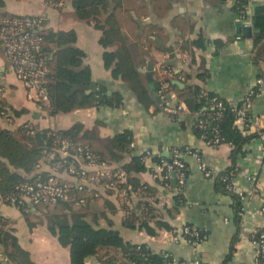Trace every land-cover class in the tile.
I'll return each instance as SVG.
<instances>
[{
	"label": "crops",
	"instance_id": "1",
	"mask_svg": "<svg viewBox=\"0 0 264 264\" xmlns=\"http://www.w3.org/2000/svg\"><path fill=\"white\" fill-rule=\"evenodd\" d=\"M0 1L1 12L42 13L46 16L48 27L55 30L74 29L76 44L86 52L84 64L92 69L93 84H103L108 95L120 96L116 103L103 102L54 112L49 105L28 97L26 86L16 77L9 59L0 51V85L3 87L4 103L14 115L11 122L0 115V126L19 132L26 121L33 123L38 130L69 128L81 122L83 128L80 133H85L95 144L102 146H116L117 134L132 131L131 152L125 155L124 160H128L131 154L148 155V167L135 175L148 185L149 197L156 201L158 208L155 212L157 217L170 221L176 227L172 230L158 228L152 234L138 225H126V211L121 198L103 183L88 184L87 189L81 192L87 197L82 209L87 219L100 226L112 225L126 240L146 243L154 252H169L173 259L189 264H264V253L259 252L252 237L258 229L264 231L262 138L247 144L245 151L234 159L231 143L211 144L198 135L194 113L188 104V109L178 114L163 110L143 70L149 60L153 69H158L161 62L168 63L172 70L166 73V78L169 77L173 83L181 81L183 84H178L180 88L199 84L205 93L218 94L231 101L245 99L257 78L260 75L264 77V38L258 44L254 42L253 35L257 29L253 19L250 36L238 30L239 26L246 24L235 8V0H159L163 5L158 6L152 0H145L148 7L146 13H137L133 9V14L143 25L141 32L144 38L148 30L151 41L149 49L154 61L147 55V62L137 66L138 71L147 77L149 93L144 91V80L114 76L113 68L105 64L106 49L127 53V44L131 41L127 30L126 44L123 39H117L106 48L100 42L103 29L96 25L95 18H80L72 0H63V4L57 6L48 4V0ZM263 1L250 0V11L255 4ZM108 13L100 12L103 21ZM124 33L121 35L123 38ZM199 37H203L204 46L196 45ZM175 90L178 93V89ZM250 109L253 126L263 128L264 87L253 98ZM182 147L200 149L215 174L207 176L195 157L184 154L183 157L189 161V173L183 186V197L177 200L173 178L171 184H166L154 176L153 168L158 163L156 158L167 159ZM232 164L238 168L235 176L237 188L246 193L242 211L237 210L234 199L221 189L215 176ZM43 168L57 172L63 179L76 181V177L68 171L55 170L47 163ZM95 192L99 194L96 196ZM139 198L133 195L135 207ZM0 214L4 229L16 235L20 245L30 251L32 259L38 264H72L70 247L61 244L48 229L46 213L41 208L31 206L24 212L20 206L4 202L0 193ZM188 224L205 232L197 249L184 238H173L175 231ZM107 250L111 254L117 253L118 257L122 255L120 249L102 248L97 254L87 256L86 264H105L102 258Z\"/></svg>",
	"mask_w": 264,
	"mask_h": 264
},
{
	"label": "trees",
	"instance_id": "2",
	"mask_svg": "<svg viewBox=\"0 0 264 264\" xmlns=\"http://www.w3.org/2000/svg\"><path fill=\"white\" fill-rule=\"evenodd\" d=\"M152 1L155 6L163 5L159 0ZM72 4L80 18L88 20L95 18L96 25L103 29L100 42L104 47L108 48L117 39H123L126 44L127 32L130 34L131 41L127 44V53L123 54L121 50L111 51L106 49L104 51V61L107 67L113 68L114 76L125 75L130 78L144 80L146 88L144 91L148 92L147 77L143 72L138 71L137 66L147 62V55L151 56L154 61L149 49L151 41L149 42L148 39V30L147 37L144 38L141 32L143 25L133 14V9L137 13L148 11L145 0H72ZM234 5L237 11L243 13L246 7L250 6V0H235ZM102 11H109L104 21L100 17ZM10 14L14 13L0 11V22L4 16ZM251 19H253V25L257 29V32L253 35L254 42L258 44L264 38V1L254 5ZM41 33L45 39L44 49L50 54L47 86L51 97V108L54 112L69 111L77 107L103 102L116 103L120 100V96L117 94L108 95L103 84H93L92 69L90 65L84 64L86 52L76 44L77 34L74 29L55 30L48 27L46 21ZM123 33L124 38L121 37ZM195 43L198 46H204L203 37H199ZM116 58H118V61L115 62ZM153 78L157 91L160 85L158 69H154ZM167 79L170 80L175 89H178L179 99L186 101L194 113L195 130L206 142L211 144L231 143L234 159L240 152L245 151V146L253 140L262 138L264 143V127L253 126V114L250 108L247 109L243 122L240 123L238 120V111L245 105L246 98L240 101H231L218 94L203 92L204 89L199 84H189L187 88H180L169 77ZM255 88L257 90L262 89L260 85H256ZM149 96L153 100L152 96ZM255 96L256 94L253 95V98ZM213 97L224 102L222 114L219 116H217L218 108L212 107ZM201 118H205L208 126L207 137L202 136L206 129L198 125ZM21 128L19 132H16L0 126V193L2 195L13 191L14 185L26 177L24 173L35 168L44 150L55 145L54 140L56 138L67 137L74 142L88 144L100 154L102 159L120 165L128 172L133 188L128 190L125 197L120 195L117 188H108L109 191L121 198L123 208L126 211L124 218L126 225H138L152 234L156 233L158 228L175 229L176 226L173 223L157 217L155 212L158 208L156 201L149 197L148 185L142 183L135 175V173L148 167L146 162L148 155L146 153L131 154L128 160H124L125 155L131 152L132 131L125 130L117 134L115 137L116 146H108L107 144L102 146L95 144L94 140L84 135L85 133L83 135L80 133L83 128L81 122H76L69 128L37 129L34 134L28 133L23 127ZM217 134L220 136L219 141H210ZM188 149L198 148L182 147L180 151L186 154L185 151ZM198 150L200 151V149ZM183 155L181 158L188 167V174L189 161ZM172 158L173 156L167 159ZM161 160V158H156L155 161L159 162ZM21 170L24 172H21ZM236 172L238 173V168L235 164H232L230 167L217 172L215 176L221 189L227 191L234 199L237 210L242 211L244 199L238 191L230 189L228 185L230 179H235ZM226 176L228 178L224 179ZM158 178L166 184L172 182V178ZM177 193V200L182 199V190H177ZM80 194L82 193L79 192L78 195ZM133 195L140 196L137 207L133 205ZM36 207L41 208L46 213L45 220L51 233L58 237L61 244L70 247L72 264H86L87 256L97 254L102 248H114L122 251L121 257H118L117 253L111 254L107 250L102 258L105 264H168V260H173L169 252H154L146 243L126 240L121 232L112 225H96L87 219L86 214L82 211L83 206H77L73 201L42 202L38 203ZM20 208L25 212L30 206L21 205ZM154 218L156 219L153 221ZM181 230L175 231L174 234L181 232ZM200 232L202 239H204L205 232L201 228ZM2 241L6 253L16 264H38L32 259L30 251L20 245L16 235L11 230L3 229Z\"/></svg>",
	"mask_w": 264,
	"mask_h": 264
},
{
	"label": "built area",
	"instance_id": "3",
	"mask_svg": "<svg viewBox=\"0 0 264 264\" xmlns=\"http://www.w3.org/2000/svg\"><path fill=\"white\" fill-rule=\"evenodd\" d=\"M47 2L55 6L63 4V0H48ZM251 13L248 6L241 13L246 25L252 24ZM45 25L46 16L42 13H14L4 16L0 22V51L9 59L16 77L26 86L28 97L36 98L51 107V97L47 86L50 54L44 49L45 39L41 33ZM159 65L160 85L157 91L160 96V107L173 114L188 109L187 103L179 99L172 83L166 78V73L172 70L171 65L164 62ZM256 85L263 88L264 77H258L251 87L245 105L238 111V120L245 119L253 95L261 93L262 89L257 90ZM213 99L212 107L218 108L217 116H219L222 114L224 102L216 97H213ZM0 115L8 122H11L14 118L9 106L4 103L2 85H0ZM198 125L206 129L202 136L207 137L208 126L205 118L199 119ZM22 127L31 134L37 131V128L30 121L24 122ZM219 139L220 136L217 134L210 141L218 142ZM54 144V146L44 150L35 168L24 173L26 177L14 185L13 191L2 195L4 202L17 206L34 207L42 202L73 201L77 206H83L87 201V197L85 194L78 195V193L85 191L88 184L103 183L106 188L115 187L119 190L120 195L124 197L127 195L128 190L133 188L129 174L123 167L113 165L102 159L100 154L88 144L74 142L67 137L56 138ZM185 152L196 158L200 169L207 176L213 175V170L207 165L198 149H188ZM183 154L184 152L177 150L172 159H162L153 168V174L157 178H175L178 191L183 190L188 170L185 161L181 158ZM46 163L55 170L68 171L76 177V181L63 179L57 172L46 171L43 168ZM227 178L228 176L224 179ZM228 185L230 189L238 191L245 200L246 194L237 188L235 179H230ZM98 194V192H95L96 196ZM262 210L264 212V206ZM3 229L4 220L0 214V264H16L5 251L2 241ZM257 231L253 233L252 237L259 248V252L264 253V231H259V229ZM173 238L176 240L184 238L196 249L203 240L200 229L195 225H185L181 232L173 235ZM168 264L189 263L184 260L170 259Z\"/></svg>",
	"mask_w": 264,
	"mask_h": 264
},
{
	"label": "water",
	"instance_id": "4",
	"mask_svg": "<svg viewBox=\"0 0 264 264\" xmlns=\"http://www.w3.org/2000/svg\"><path fill=\"white\" fill-rule=\"evenodd\" d=\"M238 30L241 32H243V34L250 36L252 34V26L251 25H243V26H239ZM143 70L146 72L148 80H149V86L150 89L153 93V95L155 96V98L157 99V101H160V96L158 94V92L156 91V85L154 83V78H153V73H154V69H153V63L151 60L148 61L147 67L143 68ZM175 83L182 85L183 83L179 80H176ZM173 181L176 185V179L173 178Z\"/></svg>",
	"mask_w": 264,
	"mask_h": 264
}]
</instances>
